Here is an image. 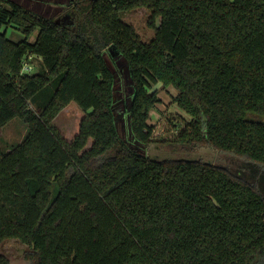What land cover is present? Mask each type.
<instances>
[{
  "label": "trees",
  "instance_id": "1",
  "mask_svg": "<svg viewBox=\"0 0 264 264\" xmlns=\"http://www.w3.org/2000/svg\"><path fill=\"white\" fill-rule=\"evenodd\" d=\"M139 7L150 40L120 17ZM68 11L73 23L0 0V132L17 116L28 128L0 148V245H23L29 264H264V192L226 166L152 158L122 139L104 53L128 64L136 141H154L150 89L162 83L191 116L174 142L264 171V0H73ZM34 57L41 71L23 72ZM73 101L85 114L68 140L54 119ZM0 264L13 263L0 253Z\"/></svg>",
  "mask_w": 264,
  "mask_h": 264
},
{
  "label": "rangeland",
  "instance_id": "2",
  "mask_svg": "<svg viewBox=\"0 0 264 264\" xmlns=\"http://www.w3.org/2000/svg\"><path fill=\"white\" fill-rule=\"evenodd\" d=\"M26 7H32L36 12L52 18H62L66 23H73L74 17L69 13L68 6L73 0H15ZM150 12L145 7H139L128 11H121L120 17L132 23L144 40H150L155 33L149 23ZM9 36L15 40L25 37L22 31H11ZM35 39V35L31 40ZM105 57L109 66L116 75L115 86V109L116 124L122 139L129 145L134 146L139 152L152 158H200L219 165L226 166L246 179L253 180L264 192V171L259 166L239 159L234 155L221 152L208 146L190 147L174 142L187 127L191 116L182 110L174 100L178 94L175 87H165L162 83L153 85L150 92L157 89L160 102L151 110L149 123L153 126V142L147 145L139 143L134 139L131 129V103L133 99V88L130 80L128 64L122 55L115 52L114 48L105 50ZM41 59L33 58V72H40L42 69ZM48 97L54 92V86L50 85L46 90ZM41 100V98L39 99ZM36 106V102L32 103ZM85 112L76 102H71L54 119L64 137L72 140L79 131L81 119ZM28 128L20 116L13 118L0 132V148L7 151L16 147L26 135ZM93 139L87 145L90 148ZM168 142V143H167ZM177 144V145H176ZM229 169V170H230ZM0 253L6 254L13 264H29L24 258V246L16 242H9L0 245Z\"/></svg>",
  "mask_w": 264,
  "mask_h": 264
},
{
  "label": "built area",
  "instance_id": "3",
  "mask_svg": "<svg viewBox=\"0 0 264 264\" xmlns=\"http://www.w3.org/2000/svg\"><path fill=\"white\" fill-rule=\"evenodd\" d=\"M30 58V57H28ZM28 58H26L24 60V63H23V72H32L34 66L28 62Z\"/></svg>",
  "mask_w": 264,
  "mask_h": 264
},
{
  "label": "water",
  "instance_id": "4",
  "mask_svg": "<svg viewBox=\"0 0 264 264\" xmlns=\"http://www.w3.org/2000/svg\"><path fill=\"white\" fill-rule=\"evenodd\" d=\"M57 21L58 22H61L62 21V18L60 17V18H57Z\"/></svg>",
  "mask_w": 264,
  "mask_h": 264
},
{
  "label": "crops",
  "instance_id": "5",
  "mask_svg": "<svg viewBox=\"0 0 264 264\" xmlns=\"http://www.w3.org/2000/svg\"><path fill=\"white\" fill-rule=\"evenodd\" d=\"M29 8H31V9H33L32 7H29ZM34 10V9H33ZM35 11V10H34Z\"/></svg>",
  "mask_w": 264,
  "mask_h": 264
}]
</instances>
